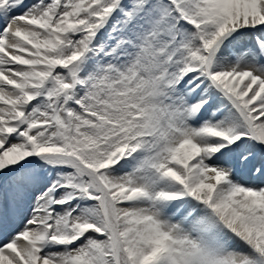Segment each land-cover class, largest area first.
I'll return each mask as SVG.
<instances>
[{
	"label": "snow or ice",
	"instance_id": "1",
	"mask_svg": "<svg viewBox=\"0 0 264 264\" xmlns=\"http://www.w3.org/2000/svg\"><path fill=\"white\" fill-rule=\"evenodd\" d=\"M0 264H264V0H0Z\"/></svg>",
	"mask_w": 264,
	"mask_h": 264
}]
</instances>
